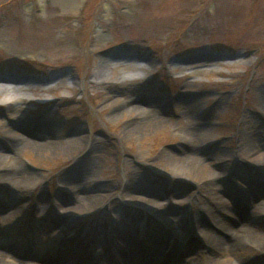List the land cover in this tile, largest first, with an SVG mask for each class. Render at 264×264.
I'll use <instances>...</instances> for the list:
<instances>
[{"label": "rangeland", "instance_id": "rangeland-1", "mask_svg": "<svg viewBox=\"0 0 264 264\" xmlns=\"http://www.w3.org/2000/svg\"><path fill=\"white\" fill-rule=\"evenodd\" d=\"M122 75L129 77L127 84H119ZM0 77L28 89L24 92L29 100L19 104L25 117L14 131L42 140L48 121L53 124L50 140L83 137L94 150L42 153L27 147L15 154L2 137L8 116L0 114V145L16 156L8 169L1 160L0 177L30 179L28 183L34 185L33 189L29 186L28 200L39 202L44 211L59 190L60 175L78 158L98 166V182L87 183L98 196L113 191L104 190L112 186L114 176L124 180V161L129 159L147 172L137 186L142 192L136 195L159 203L166 212L150 211L146 221H141L134 203L114 194L111 201L119 208L116 212L126 219H139L133 232H158L156 225L171 210L190 215L202 212L209 225L207 207L201 204L198 187L191 180L192 169H181L182 175L176 176L175 163L170 160L171 155L195 147L204 163L223 172L215 183L222 187L218 195L232 203L236 219L242 215L237 200L251 186L255 197L264 199V182L255 187L230 170L233 157L241 156V143L251 134L247 116L264 121V0H0ZM133 86H139L136 92ZM5 100L6 95L0 93V104ZM114 100L117 103L110 106ZM191 102H197L194 116L184 114ZM128 106L148 107L154 113L143 119L146 126L118 142L128 125L142 120ZM190 121L207 137L194 145L183 140ZM10 142L20 146L15 140ZM219 159L227 163L218 165ZM8 182L5 179L3 184ZM4 187L0 189V252L19 263L50 264L45 258L49 256L55 264H70L71 253L65 262L48 254H54L60 242L71 239L75 243L79 227L98 225L110 236L107 240L117 241L109 223L113 209L100 214H82L83 207L49 210L41 222L33 212L22 210L11 220H3L13 203L5 197L10 192ZM60 191L62 198L67 195L66 190ZM64 218H74L75 228L65 225ZM175 230L194 245L185 258L202 251L196 243L199 237L187 233L185 226ZM221 236L222 240L227 234ZM140 240L144 242L145 236L114 247L126 254L137 249L135 242ZM91 244L97 256L99 246ZM162 247L166 249L165 244ZM143 252L147 258L154 256L150 246ZM77 258L74 264L82 256Z\"/></svg>", "mask_w": 264, "mask_h": 264}, {"label": "bare ground", "instance_id": "bare-ground-1", "mask_svg": "<svg viewBox=\"0 0 264 264\" xmlns=\"http://www.w3.org/2000/svg\"><path fill=\"white\" fill-rule=\"evenodd\" d=\"M142 72L136 74L141 75ZM192 76L195 72L191 73ZM129 77L122 75L118 81L119 84H127ZM10 79L0 77V93L6 95V100L3 104H0V114H5L8 116L9 124L3 126L1 129L2 137L9 142L13 152L18 153L22 148L31 147L39 152L48 151H74L80 150L85 147H89L88 143L85 142L86 138L74 137L70 139L60 140H50V128L53 124L48 121L44 122L43 131L41 137L42 140L34 141L27 138L25 135L17 133L14 131V127L18 125L25 115L20 109V103L22 101H28V97L25 94V90L20 86L11 84ZM145 86V85H144ZM138 87H132V91L136 92ZM143 88V86H140ZM194 102V101H193ZM191 102L189 106L185 109V115H193L196 107V103ZM117 103V100L112 101L109 105L113 106ZM1 105H7V108L1 107ZM135 108L139 116L142 117L141 121L136 125H128L124 130V135L120 136L116 141H122L125 139L126 135H130L133 132H137L141 127L146 126V122L143 119L150 117L154 111L148 107L140 106H128L127 109ZM49 112L47 111L45 115L49 117ZM194 116V115H193ZM46 118V116H45ZM159 122H162L160 120ZM193 122L190 121L188 124L189 129L187 133L183 136L184 142H188L190 145H194L200 142L201 139H206V133L204 134L201 129L197 126L191 125ZM248 128L251 131L250 135H247V140L243 143L241 140V156L239 158H234V167H231V172L239 176V178L252 183L251 185L257 186L258 183L264 182V121L253 116H247ZM184 129V128H183ZM15 140L19 145H13L10 141ZM250 142V145L248 142ZM94 143V142H93ZM93 148L92 145L89 147ZM93 150V149H91ZM197 147L192 151H184L180 155H171L170 160L174 161L175 169L174 174L177 176L182 175L181 169L187 168L192 169L191 180L197 185L200 193V202L202 205L207 207L206 213L211 220L209 225L203 220L202 212L198 215H190L178 211L171 210L167 215H163L162 218L164 222L160 225H156V231L151 232L145 229L134 230L136 221H141L147 219V214L151 212H162L166 213L164 208L155 201L148 200L143 197H139L136 194L142 192V189L137 187L141 181H143L145 174L147 173L142 169V167L135 166L131 164L129 159L124 161V180L119 177L114 176L112 181V186L105 189L104 191L113 189L112 192L107 194L98 193L94 195V191L90 190L87 183L98 182L96 176V169L98 166L94 164L90 165L88 160L86 162L84 158H78L70 169L65 171L60 175L57 181V188L64 192L66 190L67 195L63 196L57 191L54 197L50 199L47 205L46 213L48 211H65L64 208H82L80 213H95L100 214L102 212H108L109 210L114 211L109 223L113 224V230L117 238L116 242H111L107 240L108 236L106 233H102L99 230L98 225L89 228L79 227L78 232L75 234V243H72L71 239L67 242H60L58 246L48 255H53L59 258L61 261L65 262L68 254L71 253L70 264L77 263L79 259L77 256H82L80 258V263L89 264H127L125 261L127 259H135L130 264H264V199L256 198V192L253 186L249 189L248 193L245 194L244 198H239V211L241 210V218L236 219L233 211V205L231 202L226 201L220 197L219 191L222 187L218 186L216 183L219 181L224 174L219 172L218 168L214 169L212 166L204 163L203 158L197 155ZM94 153V150H93ZM88 157V155H87ZM1 160L6 161V169L12 167L16 161V156H12L6 151V147L0 145V162ZM223 160V159H222ZM221 159L217 160V164L220 165L223 162ZM221 168L220 170H224ZM230 172V171H229ZM27 178V177H26ZM0 189L5 188L9 193L5 194V197L13 203L11 206V211L2 217L3 220H11L14 216L19 214L22 210L31 211L34 214V219L41 222L44 217H47L45 211L42 209V205L39 202H31L28 193L30 194L29 186L32 187L34 183L25 180V178L19 177H0ZM8 179V184H3V181ZM12 179V180H11ZM254 183V184H253ZM103 189V188H101ZM100 190H98L99 192ZM103 191V190H101ZM114 194H118L128 203H134V208H136L139 215L137 218L126 219L123 215L121 216L118 212L119 208L116 207V203L111 201ZM43 195V194H42ZM141 196V195H140ZM107 201V205L105 204ZM141 203L138 204L137 203ZM1 203V202H0ZM74 204V206H67V204ZM99 203V204H98ZM112 203V204H111ZM141 205V207H139ZM151 207H150V206ZM105 208V210H102ZM100 209V210H99ZM147 209V210H146ZM144 210V212H143ZM200 208L197 211H201ZM117 211V212H116ZM141 211L143 213H141ZM82 213V214H83ZM96 214V213H95ZM259 215V216H257ZM261 215V216H260ZM256 216V217H255ZM95 217L94 219H96ZM236 219V220H235ZM65 225L75 228L74 218H64ZM94 221V220H93ZM146 221V220H145ZM211 224V225H210ZM178 225H183L186 228V232L199 237L196 243H200L202 246V251H198L195 256L185 258L192 247H194L192 242L186 241V236L184 234H179L176 231ZM83 228V229H82ZM176 232H173V231ZM148 231V232H147ZM141 234V236L138 234ZM135 233V234H134ZM222 233L227 234L225 239L221 240ZM175 236H174V235ZM105 235V239L100 237ZM136 235V237H134ZM145 236V241L135 242V248L132 252L121 253L114 246L119 248L120 245H126L132 239L142 238ZM187 235V234H186ZM78 242H85V246L76 245ZM99 246V254L96 256L93 254L94 249L92 244ZM149 244V245H148ZM165 244L166 249H163ZM87 245V246H86ZM150 246L153 250L154 256L152 258L145 257L143 250ZM88 249V250H87ZM50 250V251H52ZM93 254V255H92ZM140 254V256H139ZM76 256V257H75ZM95 256V257H94ZM50 264H55L52 262L49 256H45ZM60 261V262H61ZM107 261V262H106ZM142 261V263H141ZM82 262V263H81ZM0 264H23L17 262L15 259L6 256L3 252H0Z\"/></svg>", "mask_w": 264, "mask_h": 264}]
</instances>
